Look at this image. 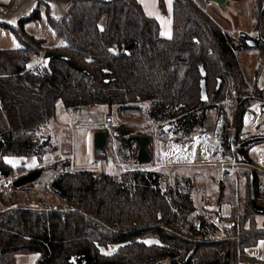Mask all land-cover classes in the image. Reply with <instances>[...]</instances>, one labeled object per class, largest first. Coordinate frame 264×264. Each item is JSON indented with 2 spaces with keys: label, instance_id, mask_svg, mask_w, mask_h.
<instances>
[{
  "label": "trees",
  "instance_id": "obj_1",
  "mask_svg": "<svg viewBox=\"0 0 264 264\" xmlns=\"http://www.w3.org/2000/svg\"><path fill=\"white\" fill-rule=\"evenodd\" d=\"M69 1L61 17L46 16L56 41L51 46L24 29L25 22L39 18L37 8L16 24L0 23L18 44L0 48V168L11 172L5 156L40 160L56 150L39 134L54 115L56 100L68 112L115 105L186 138L213 112L223 118L222 154L250 166L236 172L248 180L251 175L254 198L263 205L257 193L260 172L247 153L261 139L245 138L241 123L250 106L263 99L264 88L247 83L238 53L264 51V0H249L253 31L259 33L255 48L237 31L224 30L195 0H172L169 37L160 35L157 20L137 0ZM157 7L165 12L163 0ZM47 49L68 56L88 74L58 58L50 59L49 72L42 62L29 72L28 59ZM199 68L205 73L206 102L199 100ZM115 128L148 136L129 123ZM41 137L45 140L37 145ZM117 138L119 146L133 150L128 135ZM130 159L133 166L118 173L96 174L72 169L64 155L39 167L50 173L37 189L33 182L0 189V264H16V253L30 252L39 254L35 264H223L226 255L227 264H264L245 252L264 239V224L253 222L249 192L237 211L235 182L218 180L217 202L230 204L228 217L219 218L229 224L220 228L197 212L190 176ZM109 246L112 253L102 252Z\"/></svg>",
  "mask_w": 264,
  "mask_h": 264
},
{
  "label": "crops",
  "instance_id": "obj_2",
  "mask_svg": "<svg viewBox=\"0 0 264 264\" xmlns=\"http://www.w3.org/2000/svg\"><path fill=\"white\" fill-rule=\"evenodd\" d=\"M137 1L141 4L144 13L157 20L160 35L162 37H169L172 31V0H163L165 14L159 11L157 7V0ZM195 2L198 3L205 11L210 5V2L207 0H195ZM243 4L246 5L247 3L242 2L241 6ZM69 5V0H0V23L16 24L19 19L23 16H27L33 9L37 8L39 18L35 21L25 22L24 29L33 36L41 37L45 40V36L35 33V25L37 23L41 24L43 21H45L48 25L47 15L61 17L66 12ZM252 23L253 18H251L250 22L251 29L249 31L243 30L250 36L254 33ZM2 30L3 28L0 26V32H2ZM3 35L5 34H0V48L13 46L14 42L12 39H10L9 36L8 38H3ZM55 43L56 41H53L50 44L46 43V45L51 46ZM238 54L239 65L244 73L247 83H256L258 87L264 88V51L261 54H258L255 49H248L243 50ZM246 55L248 56L250 62L246 63L243 61L242 63L240 57H245ZM39 63L40 56L32 55L28 59L27 67H35L38 66ZM261 106H264V101L259 100L250 106L249 111L245 112L241 123V132L245 138L246 136L253 135L261 139L259 144L250 146L247 153L253 161V167L260 171V176L257 181V186L260 187V191L258 190V198L259 200L264 201V182L259 184L260 178L264 174V109H261ZM213 120V114L210 112L203 128L200 130L198 128V130H196L191 136L186 138L174 136L176 135L174 134L172 137L169 136L168 139L160 141L158 145L161 163H164L163 167H169L175 169L177 173L190 176L195 188L193 192V199L196 203L197 212L203 214L205 213L206 215L212 217V219L218 218L217 220L219 221V218L227 217L230 213V204L227 201L220 200L219 204L217 202L219 191L218 180L221 179V164L229 161H227L228 156L223 155L222 151L218 148V137L213 135ZM176 139L180 140L178 144H180V146L182 145V147L179 146L178 148ZM213 139H215V142H213ZM213 147L215 150H213ZM44 155L45 154L41 156L40 160H38L35 155H27V157L14 155L5 156L3 158L4 163L11 167V172L8 177L13 179L18 175L26 173L30 169L39 168L50 158V162H53L52 157L47 158L48 156ZM56 155L59 154L56 153L53 157ZM36 181L37 179L33 181L35 189L41 186L38 185ZM240 183H242V179L240 180ZM147 241L149 243H157V241L153 238H147L145 242ZM245 252L248 255H253L258 259L264 260V239H259L255 242V244L246 247ZM38 257L39 254L37 252L16 253V264H35Z\"/></svg>",
  "mask_w": 264,
  "mask_h": 264
},
{
  "label": "rangeland",
  "instance_id": "obj_3",
  "mask_svg": "<svg viewBox=\"0 0 264 264\" xmlns=\"http://www.w3.org/2000/svg\"><path fill=\"white\" fill-rule=\"evenodd\" d=\"M242 2H246L247 4H243L241 6ZM250 9L251 6L249 0H228L227 4H222L220 6L212 1L210 2V5L206 9V11L211 16V18L214 19V21L224 30L242 32L243 30L249 31L251 29L250 22L252 18V11ZM34 28L35 33L45 36L47 44L55 41L53 37V31H51L45 21H43L41 24L37 23ZM2 33L5 34L3 35V38H8L9 36V38L14 42L13 46H8L14 47L18 45L11 32H7L3 29L0 34ZM252 36H254V33L252 34ZM240 60L242 63L243 61L246 63L250 62L247 55L245 57L241 56ZM259 100L264 101L262 98H260ZM55 104L54 115L50 118V120H48L41 126L39 131L40 135L42 134L44 136H49L51 138L50 144H52L56 148V150L54 151L51 150L45 153L44 156H48L47 158L52 157L53 161H55V157L53 156L58 153L60 158L64 157V155L69 158L72 169H89L93 170L96 174L100 172L111 174L118 173L120 170H124L127 167L133 166L132 160L130 158L131 156L134 157L135 151L137 150L138 146L136 144H132V151H130V148L127 150L122 146H119L117 138L118 135H113L112 130L116 126H123L124 124L129 123L136 131H138L139 134H147L149 137V141L145 144L150 161L148 162V164H146V166L154 165V168H156L157 170H159L160 168L166 170L172 169L169 167H163L164 163H161V157L159 155V142L164 139H168L169 136L172 137L174 135V133H171L170 130H167L165 128L167 127L165 126V124L156 127L157 124L152 123L148 119H142L140 116L117 111L115 105H113L110 109H108L105 104H98V106L94 107L84 106L77 110L68 112L63 108L60 100H56ZM211 113L213 114L214 118L212 127L213 135L218 137V148L223 151V144L220 143L223 118L221 116L215 117L214 113ZM99 130L108 132V137L105 144V154L96 156L94 154V147L92 144L93 136L96 131ZM174 136L179 135L176 134ZM178 142H180V140L176 139L177 144ZM213 142H215V139H213ZM179 146L180 144H178V148ZM180 147H182V145ZM213 150H215L214 147ZM234 159V157L228 156L227 161L229 162H223L221 164V168L225 167L228 169V171L230 172V181H234L235 185L237 186L236 193L239 196V202L237 205L238 208L236 209L237 211H239L240 207L245 203V198L248 197L249 180L247 175H241V173L237 174L236 171L239 168H243L242 171L247 170V168H250V166L248 165L247 167H241V165H239ZM50 160L51 158L47 160V162H44L42 166H48L51 163ZM256 171L258 170L256 169ZM239 172H241V170H239ZM48 176L49 170L48 168H44L39 177H37V184L42 185L48 179ZM241 179L242 183H240ZM262 182H264V174L260 178L259 184H261ZM258 190L260 191V187H258ZM258 190L257 193H259ZM260 202L263 201L260 200ZM252 215L254 225L263 226L264 213H254ZM217 219L213 218L212 220L217 223L218 226L220 225V228L228 226L229 221H218ZM246 226L247 224L245 225V227ZM114 250V247L109 246L103 248L102 252H104L105 254H110Z\"/></svg>",
  "mask_w": 264,
  "mask_h": 264
},
{
  "label": "water",
  "instance_id": "obj_4",
  "mask_svg": "<svg viewBox=\"0 0 264 264\" xmlns=\"http://www.w3.org/2000/svg\"><path fill=\"white\" fill-rule=\"evenodd\" d=\"M208 2H215L217 5H222V4H227L228 0H207ZM238 35L240 37H244L245 40V44L250 47V48H255L257 46V42H258V38H259V33L258 31L255 32L254 36H250L247 35L244 31H240L238 32ZM127 47L124 49V52H126ZM53 58H58L61 60H64L68 65H70L73 69L80 71V72H84L86 74H88L87 70L84 67L79 66L77 63H75L73 60H71L68 56L64 55L63 53L57 52L55 50H45L42 52L41 56H40V60L42 61L44 67L46 68V70L49 72V62L50 59ZM200 70V78H199V100L206 102L207 101V95H206V85H205V77H204V71L201 70V68H199ZM218 81H216V85L215 88L218 87ZM261 109H264V106H261ZM113 135H128V138H131L135 144L138 146L137 150L135 151V155H134V159L136 160L137 163L139 164H144L149 162V156L148 153L146 151V142L149 141V137L146 135L140 136L137 134H130V129L128 128H115L114 131H112ZM108 137V132L104 131V130H99L96 131V133L93 136V147H94V154L96 156H100V155H104L105 154V144H106V140ZM45 140V137H41L40 140L38 141L37 145H41V142ZM10 174L9 170H4L2 168H0V175L4 176V177H8ZM40 174V169L39 168H33L28 170L26 173L18 175L16 177L13 178L12 181V186H23L26 185L30 182H33L37 179V177ZM249 201H250V205L252 210L255 213H264V204L261 205L260 203H258L255 198H254V186H252V181H251V175H249ZM191 252H189L185 259H187L190 256ZM224 263L223 264H227V255L225 256L224 259ZM90 264H113L111 261L109 260H104L103 262H97L95 260H93Z\"/></svg>",
  "mask_w": 264,
  "mask_h": 264
},
{
  "label": "built area",
  "instance_id": "obj_5",
  "mask_svg": "<svg viewBox=\"0 0 264 264\" xmlns=\"http://www.w3.org/2000/svg\"><path fill=\"white\" fill-rule=\"evenodd\" d=\"M40 62L42 61L40 60ZM34 70H35V67H32V66L28 67L29 72H33ZM215 133H216V130H215ZM59 158H60L59 155L55 156V160ZM220 172H221V175H220L221 180L228 181L230 179V172L228 171L227 168L225 167L221 168ZM12 181L13 179L11 177H4L0 175V189H5V188L10 187L12 185Z\"/></svg>",
  "mask_w": 264,
  "mask_h": 264
}]
</instances>
